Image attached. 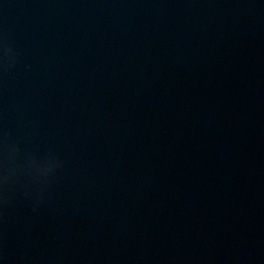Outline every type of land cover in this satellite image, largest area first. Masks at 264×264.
Masks as SVG:
<instances>
[{
	"label": "water",
	"instance_id": "95a60500",
	"mask_svg": "<svg viewBox=\"0 0 264 264\" xmlns=\"http://www.w3.org/2000/svg\"><path fill=\"white\" fill-rule=\"evenodd\" d=\"M0 264H264V0H0Z\"/></svg>",
	"mask_w": 264,
	"mask_h": 264
}]
</instances>
